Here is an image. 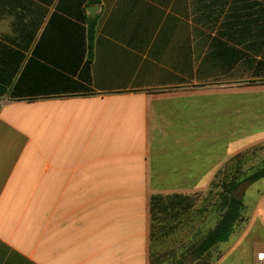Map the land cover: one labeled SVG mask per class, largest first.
<instances>
[{
	"label": "crops",
	"instance_id": "obj_1",
	"mask_svg": "<svg viewBox=\"0 0 264 264\" xmlns=\"http://www.w3.org/2000/svg\"><path fill=\"white\" fill-rule=\"evenodd\" d=\"M263 56L264 0H0V264H150L151 198L202 183Z\"/></svg>",
	"mask_w": 264,
	"mask_h": 264
},
{
	"label": "rangeland",
	"instance_id": "obj_2",
	"mask_svg": "<svg viewBox=\"0 0 264 264\" xmlns=\"http://www.w3.org/2000/svg\"><path fill=\"white\" fill-rule=\"evenodd\" d=\"M230 88L233 94L228 101L220 103L217 110L211 107L203 112V137L196 144L199 154L203 149L209 166L204 165L202 183L179 185L184 194L199 193L196 206L160 246V251L175 249L178 258L220 224L222 213L215 203L224 168L241 160L244 173L264 162V81L238 83ZM237 194L245 204L243 221L227 242L216 245L201 259L186 256V264H264V178L252 185L243 183ZM170 263L167 260L164 264Z\"/></svg>",
	"mask_w": 264,
	"mask_h": 264
},
{
	"label": "trees",
	"instance_id": "obj_3",
	"mask_svg": "<svg viewBox=\"0 0 264 264\" xmlns=\"http://www.w3.org/2000/svg\"><path fill=\"white\" fill-rule=\"evenodd\" d=\"M90 39H93L92 35ZM260 64L264 67L263 61ZM3 94L4 92L0 89V96ZM240 162L241 160H237L236 164L227 165L223 171L218 199L215 203L217 210L222 213L220 224L205 237L189 245L179 258L175 249L168 248L160 251V246L189 218L200 195L199 193L171 194L156 195L151 198L150 264H164L167 260L171 262L170 264H186V256H191L196 260L201 259L216 245L229 240L236 225L243 221L245 211L244 201L238 196L237 191L243 183L252 185L264 178V162L261 166L244 173L241 171Z\"/></svg>",
	"mask_w": 264,
	"mask_h": 264
},
{
	"label": "water",
	"instance_id": "obj_4",
	"mask_svg": "<svg viewBox=\"0 0 264 264\" xmlns=\"http://www.w3.org/2000/svg\"><path fill=\"white\" fill-rule=\"evenodd\" d=\"M96 8H97V7H93V10H97Z\"/></svg>",
	"mask_w": 264,
	"mask_h": 264
},
{
	"label": "bare ground",
	"instance_id": "obj_5",
	"mask_svg": "<svg viewBox=\"0 0 264 264\" xmlns=\"http://www.w3.org/2000/svg\"><path fill=\"white\" fill-rule=\"evenodd\" d=\"M260 257L262 258V255Z\"/></svg>",
	"mask_w": 264,
	"mask_h": 264
}]
</instances>
